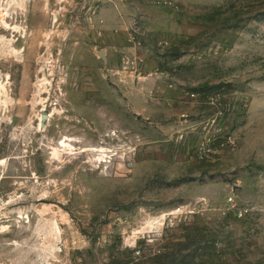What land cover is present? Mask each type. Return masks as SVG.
Instances as JSON below:
<instances>
[{
	"label": "rangeland",
	"instance_id": "rangeland-1",
	"mask_svg": "<svg viewBox=\"0 0 264 264\" xmlns=\"http://www.w3.org/2000/svg\"><path fill=\"white\" fill-rule=\"evenodd\" d=\"M0 20V264H264V0Z\"/></svg>",
	"mask_w": 264,
	"mask_h": 264
},
{
	"label": "built area",
	"instance_id": "built-area-1",
	"mask_svg": "<svg viewBox=\"0 0 264 264\" xmlns=\"http://www.w3.org/2000/svg\"><path fill=\"white\" fill-rule=\"evenodd\" d=\"M101 1V0H98ZM95 13V12H94ZM98 16V14H96ZM97 33L99 35H102L104 31V25L105 21L100 16L97 18ZM128 40L133 44L135 47H141V41L138 37L137 31L134 28H131L128 33ZM121 68L117 70V73L120 72L122 69V72H128L131 74V77H134L136 79L141 78V74L143 72V66L145 65V59L141 55H135V56H125L121 62Z\"/></svg>",
	"mask_w": 264,
	"mask_h": 264
},
{
	"label": "water",
	"instance_id": "water-1",
	"mask_svg": "<svg viewBox=\"0 0 264 264\" xmlns=\"http://www.w3.org/2000/svg\"><path fill=\"white\" fill-rule=\"evenodd\" d=\"M99 54L100 56H102V58H105V52L103 49L99 51Z\"/></svg>",
	"mask_w": 264,
	"mask_h": 264
},
{
	"label": "bare ground",
	"instance_id": "bare-ground-1",
	"mask_svg": "<svg viewBox=\"0 0 264 264\" xmlns=\"http://www.w3.org/2000/svg\"><path fill=\"white\" fill-rule=\"evenodd\" d=\"M18 4H19V3H18ZM0 21H1V20H0ZM14 28H15V27H14ZM3 39H4V37H3ZM8 41H9V40H8ZM7 43H9V42H7ZM7 43H6V44H7ZM10 44H11V43H10Z\"/></svg>",
	"mask_w": 264,
	"mask_h": 264
},
{
	"label": "crops",
	"instance_id": "crops-1",
	"mask_svg": "<svg viewBox=\"0 0 264 264\" xmlns=\"http://www.w3.org/2000/svg\"><path fill=\"white\" fill-rule=\"evenodd\" d=\"M98 16L100 17L101 15L100 14H98ZM102 17V16H101Z\"/></svg>",
	"mask_w": 264,
	"mask_h": 264
}]
</instances>
